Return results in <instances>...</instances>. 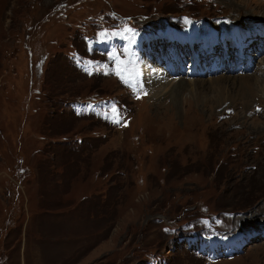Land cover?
Instances as JSON below:
<instances>
[{
	"label": "rangeland",
	"instance_id": "rangeland-1",
	"mask_svg": "<svg viewBox=\"0 0 264 264\" xmlns=\"http://www.w3.org/2000/svg\"><path fill=\"white\" fill-rule=\"evenodd\" d=\"M263 8L0 0V264H264L263 92L208 89L264 80ZM213 25L248 40L209 45Z\"/></svg>",
	"mask_w": 264,
	"mask_h": 264
},
{
	"label": "bare ground",
	"instance_id": "bare-ground-1",
	"mask_svg": "<svg viewBox=\"0 0 264 264\" xmlns=\"http://www.w3.org/2000/svg\"><path fill=\"white\" fill-rule=\"evenodd\" d=\"M262 10L264 11V8ZM216 27L217 25L215 26L213 25V28L208 29L207 33H205L204 39L208 42L209 45L212 43L213 39H219L220 41H222L224 47H226V44H231L232 46H234L233 43L234 44L236 42L240 43L239 41H244L246 38H247L246 40H248L249 33H245L243 35L241 34L236 35V33L230 34V33L222 32L220 34V30L218 31ZM210 34H213L212 37L214 36L216 37L214 38L208 37ZM139 63H140L139 67L141 68L142 71L141 74L144 76L146 80L145 84L150 88L151 91H155L156 93L155 96L157 98H161L164 95V93L171 92L170 94L172 96L173 94H175L177 100V98H179L181 94V92L178 91H183L184 87L188 85L187 83H186L187 85L185 84L184 80L177 83L176 82L177 80L175 81L176 77L173 78L172 75L168 71H166L165 68L163 67L159 68V66H157L154 63H151L147 58L142 57ZM211 82L213 86L208 89L213 91L212 95L215 103H220L219 105L221 106L225 104L227 101H231V103L235 104L237 101L240 100V97L242 99H245L246 103H248V101L252 99V95H253L252 93L253 92L258 93L259 90L263 92V96H264V88H262L264 80L262 78L258 79V76L255 77L240 76L238 80L234 81L233 83H231V81H228V79L225 78H218L217 80H212ZM203 83L204 82L202 80H198V79H194L193 82H191L193 88H195L196 90L197 89L205 90L206 84L204 85ZM207 92H209V90ZM205 93L203 92L198 93V91H192V94H196V95L198 94L201 100H203L206 97ZM254 215H258V213H255Z\"/></svg>",
	"mask_w": 264,
	"mask_h": 264
},
{
	"label": "snow or ice",
	"instance_id": "snow-or-ice-1",
	"mask_svg": "<svg viewBox=\"0 0 264 264\" xmlns=\"http://www.w3.org/2000/svg\"><path fill=\"white\" fill-rule=\"evenodd\" d=\"M113 107H114V106H113ZM115 122H116V123H119V120H116Z\"/></svg>",
	"mask_w": 264,
	"mask_h": 264
}]
</instances>
